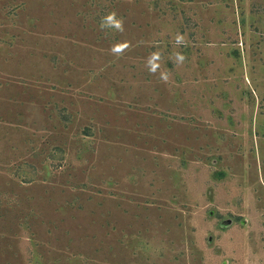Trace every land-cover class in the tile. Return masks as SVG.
Returning <instances> with one entry per match:
<instances>
[{"label": "rangeland", "instance_id": "obj_1", "mask_svg": "<svg viewBox=\"0 0 264 264\" xmlns=\"http://www.w3.org/2000/svg\"><path fill=\"white\" fill-rule=\"evenodd\" d=\"M0 264H264V0H0Z\"/></svg>", "mask_w": 264, "mask_h": 264}, {"label": "clouds", "instance_id": "obj_2", "mask_svg": "<svg viewBox=\"0 0 264 264\" xmlns=\"http://www.w3.org/2000/svg\"><path fill=\"white\" fill-rule=\"evenodd\" d=\"M99 28L101 31L114 30L119 33L124 32V20L122 17H118L117 13L113 10L103 15L100 20ZM175 44L177 46L185 44L184 36L177 34L175 37ZM130 48L129 41H120L114 43L110 47V53L114 56H122ZM162 53L160 51H154L147 57V69L149 73L155 74L161 67ZM185 61V56L179 52L173 54V62L175 64H183ZM160 79L167 82L169 79V74L167 72L160 73Z\"/></svg>", "mask_w": 264, "mask_h": 264}]
</instances>
